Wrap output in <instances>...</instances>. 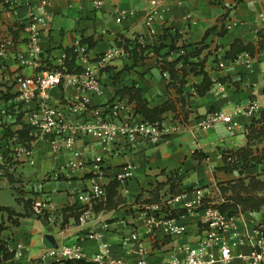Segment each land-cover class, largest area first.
Here are the masks:
<instances>
[{
  "label": "crops",
  "instance_id": "obj_1",
  "mask_svg": "<svg viewBox=\"0 0 264 264\" xmlns=\"http://www.w3.org/2000/svg\"><path fill=\"white\" fill-rule=\"evenodd\" d=\"M31 4L38 7L40 0ZM42 10L53 14L43 30V51L34 63L21 65L17 55L28 50L29 33L22 21L28 8L14 14L0 0L1 109L17 103L20 77L76 68L77 43L88 45L93 60L120 45L130 53L101 72L103 92L91 95L92 105L122 99L139 118L154 117L172 132L161 144L139 143L120 155L109 154L96 137H82L75 146L83 161L77 169L67 167L76 155L64 142L56 150L50 141L35 140L34 164L13 163L0 179V205L16 213L8 235L0 237V245L13 257L6 259L0 250V264H66L56 252L73 244L89 260L100 245L89 233L104 222L109 227L102 230L103 239L126 263L147 259L163 264L166 257H184L181 248L200 244V214L165 210L168 217L188 224L187 234L174 236L157 228L147 235L137 203L153 204L167 194L189 191L190 196L200 193L207 202L221 205L233 202L229 192L238 181L264 180V112L235 114L252 99L264 102V44L258 37L264 26L260 18L264 0H167L151 24L148 0H55ZM124 12L131 13L119 22L117 17ZM6 39L12 43L3 48ZM247 46L258 55L253 67L230 56ZM222 61L224 67L219 66ZM215 87L221 92L215 93ZM75 92L74 87L60 86L53 96L59 101ZM219 109L234 115L237 129L231 132L225 122L200 129L201 117ZM4 125L18 127L0 111L2 133ZM19 132L27 136L25 129ZM97 156L104 157L99 165L94 162ZM128 163L136 165L135 173L120 182L117 175ZM54 172L59 173L57 178L50 176ZM96 180L106 184L107 196L91 209L93 218L81 224L79 217L88 208L83 194ZM262 208L245 210L238 204L231 210L256 221ZM141 243L145 253L139 251Z\"/></svg>",
  "mask_w": 264,
  "mask_h": 264
},
{
  "label": "built area",
  "instance_id": "obj_2",
  "mask_svg": "<svg viewBox=\"0 0 264 264\" xmlns=\"http://www.w3.org/2000/svg\"><path fill=\"white\" fill-rule=\"evenodd\" d=\"M6 10L18 14L22 7L28 11L22 18L23 28L29 33L27 54L19 53L17 58L21 65L35 62L42 53L41 39L43 30L53 19V14L44 12L42 8L55 0H40V6L31 4L33 0H2ZM152 5V11L148 17V24L159 8L167 0H148ZM164 11V10H162ZM131 13V12H130ZM128 12L121 13L117 20L122 22ZM264 25V13L260 14ZM260 33L264 32L261 26ZM12 43L6 39L2 47ZM89 47L84 43H77L75 47L78 66L72 70L55 68L29 78H19V95L17 103L0 108L3 115L13 118L18 127L13 129L4 125L3 133L0 131V179L3 178L13 163L34 164L33 143L37 139L50 141L56 150L61 148L64 142L71 152L76 155L69 161L67 167L77 169L83 166V161L77 158L76 142L86 136L99 139L106 151L112 155H120L131 146L139 143L161 144L168 140L172 130L162 122H152L139 118L129 105L122 99L101 105H92L91 95L102 94L100 74L113 60L128 55L130 52L124 46L114 45L105 53L96 56L93 60ZM257 53L243 52L236 59L248 67H253ZM220 67L225 63L219 62ZM60 86L74 87L76 92L62 100L55 101L53 90ZM215 93L221 89L214 88ZM264 112V102L258 98L252 99L247 107H237L235 114H258ZM219 122H225L228 129L234 132L238 122L231 113L222 109L209 112L199 121V128L208 129ZM27 131L26 138L22 137L20 130ZM117 146L115 149L114 147ZM103 156H97L95 163L103 162ZM136 165L128 163L124 172L117 175L121 182L132 177ZM58 172L50 176L57 178ZM107 196V187L104 182L96 180L93 186L83 194L88 208L83 209L79 219L81 224L88 223L92 218L91 209L100 200ZM182 209L185 214L199 213L203 232L198 247H185L180 250L184 257L172 255L166 257L163 264H264V226L256 221L247 219L242 211L231 214L222 211L216 203L205 200L204 195L198 193L190 196L189 191L179 194H171L153 204H143L141 217L145 222V233L151 234L157 228H163L170 235L183 236L188 232V224L180 223L175 216L168 217L165 210ZM109 227L104 222L101 227L89 233V237L99 241V252L89 259L94 264H150L147 259L136 263H126L122 257L112 253L111 245L103 239L102 230ZM249 247V252L239 249ZM143 243L139 251L145 253ZM65 259H87V255L77 244L63 245L56 252ZM50 254H55L51 252Z\"/></svg>",
  "mask_w": 264,
  "mask_h": 264
},
{
  "label": "trees",
  "instance_id": "obj_3",
  "mask_svg": "<svg viewBox=\"0 0 264 264\" xmlns=\"http://www.w3.org/2000/svg\"><path fill=\"white\" fill-rule=\"evenodd\" d=\"M260 38H261L260 44L263 45L264 44V32L260 33ZM247 51L253 53L254 55H256V53H257L255 51L254 47L247 46V47L241 49L240 52H238L236 55L231 54L230 56L234 60L238 57V55H240L243 52H247ZM258 52H261V51H258ZM149 118H150V119H148L149 121L161 122L160 120L155 119L154 117L150 116ZM24 138H26V137H24ZM253 187L255 189H258V188L263 189L264 188V180L255 178V179H251L248 184H246L244 181H238L236 184H234L232 186L234 192L239 191V189L248 190V189L253 188ZM260 187H262V188H260ZM182 192H184V191H182ZM182 192H179V193H182ZM179 193H176V194H179ZM231 198H232L233 202L230 201V202H228L229 204L223 203L221 205H218V207L222 211H227L231 214H234L235 211L231 210L233 205H238V204L240 205L241 204V205H243L245 210L260 209L262 206H264V193H263V195H259L257 193H252L250 191H247L246 194L243 195V194H241V192H239L236 194V197L233 196ZM0 210L7 212L10 217H12L16 214L15 210H13L9 207L1 206V205H0ZM183 212H185V211L183 210ZM19 216H23V215L19 214ZM15 223L18 224V220H15ZM2 249H4V251H5L4 257L6 259L13 257V254L7 251V248L5 247V245H0V250H2ZM6 264H8V263H6ZM13 264H20V263L14 262ZM66 264H94V263L89 261V260H86V259H66Z\"/></svg>",
  "mask_w": 264,
  "mask_h": 264
},
{
  "label": "rangeland",
  "instance_id": "obj_4",
  "mask_svg": "<svg viewBox=\"0 0 264 264\" xmlns=\"http://www.w3.org/2000/svg\"><path fill=\"white\" fill-rule=\"evenodd\" d=\"M254 187L250 188L248 190L239 189V191H237V192L232 191V192H229V193H232V196H234V197H236V194L239 193V192H241V194L245 195L247 191H250L252 193H257L259 195H263L264 188L263 189H259V188L255 189ZM260 188H262V187H260ZM169 195H171V194H169ZM169 195L167 194V195L163 196V198L168 197ZM143 203H144V201H142V200H141V202L137 203V204H141L140 205V211H142ZM262 209H263L262 211H259V214H260L261 218L259 220H256V222L257 223L259 222V224L264 226V208H262ZM13 219H14V217H10L7 212L2 213L0 211V237H2L3 235H8L9 231L13 227L12 226L13 225V223H12Z\"/></svg>",
  "mask_w": 264,
  "mask_h": 264
}]
</instances>
